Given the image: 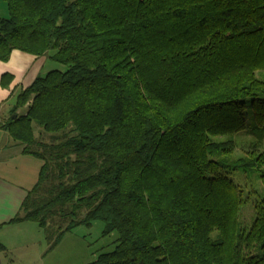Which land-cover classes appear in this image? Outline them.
Returning a JSON list of instances; mask_svg holds the SVG:
<instances>
[{
    "label": "trees",
    "instance_id": "trees-1",
    "mask_svg": "<svg viewBox=\"0 0 264 264\" xmlns=\"http://www.w3.org/2000/svg\"><path fill=\"white\" fill-rule=\"evenodd\" d=\"M4 1L0 60L55 50L66 66L2 125L43 161L14 221L52 250L102 220L116 247L86 264H264V0ZM251 120L257 140L237 143Z\"/></svg>",
    "mask_w": 264,
    "mask_h": 264
},
{
    "label": "crops",
    "instance_id": "crops-1",
    "mask_svg": "<svg viewBox=\"0 0 264 264\" xmlns=\"http://www.w3.org/2000/svg\"><path fill=\"white\" fill-rule=\"evenodd\" d=\"M0 6L4 13L1 15L6 16L7 6L2 1ZM36 60L35 55L21 50L0 60V264H45L46 245L40 240L42 227L31 220L14 221L38 181L43 161L25 153L24 146L2 127L8 119L4 109L8 108L10 113L15 94L37 77L41 64H36ZM4 74L13 75L9 86L2 85Z\"/></svg>",
    "mask_w": 264,
    "mask_h": 264
},
{
    "label": "rangeland",
    "instance_id": "rangeland-1",
    "mask_svg": "<svg viewBox=\"0 0 264 264\" xmlns=\"http://www.w3.org/2000/svg\"><path fill=\"white\" fill-rule=\"evenodd\" d=\"M1 1L6 5V2L4 0H0V3ZM2 9L3 8L0 6V16H3L1 14H4L1 13L3 12ZM8 15L9 13L7 10L6 16ZM53 54H55V50H50L44 56H35V59H37L36 64H41V69L38 71L36 76H44L52 69L66 68L64 64L58 62L52 57ZM259 75L264 78V71H261ZM7 109L8 108L4 109V113L8 116V118H11L13 115L12 113H8ZM251 122L252 120L250 121L249 129L236 133L233 136L237 143L242 144L247 141L257 140L256 135L251 133ZM34 127L37 136L40 138L41 135L42 139L47 142L52 141L55 138H57V140L64 138L63 131L48 132L42 129L37 124H35ZM254 199L255 197L252 196L251 199L242 208V212L240 215L242 224L250 225L254 219L255 212L254 209L252 210ZM104 227L105 224L102 220H96L91 225L79 224L72 230L65 232L59 244L52 250H47L49 244L46 238V232L42 228L40 240L41 242H43V244L45 243L46 245L45 264H49L50 261L53 264H86L94 260L101 252H109L114 250L117 244L116 239L118 238V232L113 231L109 235H104Z\"/></svg>",
    "mask_w": 264,
    "mask_h": 264
},
{
    "label": "water",
    "instance_id": "water-1",
    "mask_svg": "<svg viewBox=\"0 0 264 264\" xmlns=\"http://www.w3.org/2000/svg\"><path fill=\"white\" fill-rule=\"evenodd\" d=\"M14 117H16V115H14Z\"/></svg>",
    "mask_w": 264,
    "mask_h": 264
}]
</instances>
